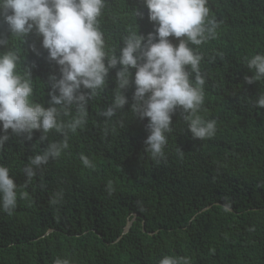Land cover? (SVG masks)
<instances>
[{
  "label": "trees",
  "instance_id": "16d2710c",
  "mask_svg": "<svg viewBox=\"0 0 264 264\" xmlns=\"http://www.w3.org/2000/svg\"><path fill=\"white\" fill-rule=\"evenodd\" d=\"M207 7L216 37L190 47L202 56L205 80L198 115L216 121L215 135L193 139L177 110L164 156L153 159L145 152L148 121L131 108L135 69L121 90L128 103L111 118L101 114L119 91L120 66L109 69L104 87L87 102L86 122L66 130L68 147L31 180L24 171L31 159L65 135L50 130L41 141L43 133L34 130L28 141L9 130L0 166L9 169L18 198L11 215L0 210V264H54L57 258L159 264L165 256L187 257L190 264H264V108L254 106L264 81H245L252 75L247 60L264 54V0H207ZM98 25L107 58L119 55L128 35L155 30L143 0H105ZM0 39L7 41L0 54L17 55L21 76L29 71L31 101L47 108L49 78L59 79L60 69L42 37L35 29L14 37L0 17ZM57 107L62 123L77 115L75 107L68 115Z\"/></svg>",
  "mask_w": 264,
  "mask_h": 264
},
{
  "label": "clouds",
  "instance_id": "9594fccd",
  "mask_svg": "<svg viewBox=\"0 0 264 264\" xmlns=\"http://www.w3.org/2000/svg\"><path fill=\"white\" fill-rule=\"evenodd\" d=\"M143 2L149 21L154 23V33L147 37L137 33L128 35L119 55L107 58L103 33L98 25L105 0H0V17L11 35L24 38L35 29L42 37L48 59L60 69L59 79L49 78L50 100L45 108L31 101L30 73L27 70L26 76L19 74L17 55L11 51L0 54V149L10 138L9 130L12 135L23 136L28 141L34 130L43 133L41 141L50 130L65 135L63 141L49 144L42 154L31 159L24 169L28 180L35 176V169L58 158L68 147L66 130L75 132L86 122L88 100L104 87L109 69L117 65L120 66L116 73L119 91L101 114L111 118L128 103L121 90L130 83L129 70L135 69L131 108L135 116L148 121L145 152L153 159L164 156L166 134L173 130L170 125L177 110L187 122L193 139L203 140L215 135L216 121L204 120L198 115L204 103L205 80L200 74L202 56L190 47L216 37L217 22L208 19L207 0ZM169 37L176 38L178 43L174 46ZM6 44V40L0 39V46ZM246 67L252 73L251 77H245L246 83L264 81V54L252 56ZM193 73L194 82L190 79ZM57 106L65 115L75 107L76 117L67 124L60 122ZM254 106L264 108V94L257 97ZM80 159L85 167H93L87 157ZM16 189L9 169L0 166V210L9 215L17 207ZM54 264H70V261L57 258ZM159 264H190V259L165 256Z\"/></svg>",
  "mask_w": 264,
  "mask_h": 264
},
{
  "label": "water",
  "instance_id": "95a60500",
  "mask_svg": "<svg viewBox=\"0 0 264 264\" xmlns=\"http://www.w3.org/2000/svg\"><path fill=\"white\" fill-rule=\"evenodd\" d=\"M130 226H131V223L129 222L127 227H126V230H129Z\"/></svg>",
  "mask_w": 264,
  "mask_h": 264
}]
</instances>
